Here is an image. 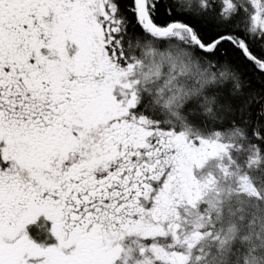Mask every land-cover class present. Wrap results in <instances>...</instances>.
Here are the masks:
<instances>
[{
  "label": "snow or ice",
  "instance_id": "1",
  "mask_svg": "<svg viewBox=\"0 0 264 264\" xmlns=\"http://www.w3.org/2000/svg\"><path fill=\"white\" fill-rule=\"evenodd\" d=\"M0 264H264V0H0Z\"/></svg>",
  "mask_w": 264,
  "mask_h": 264
}]
</instances>
